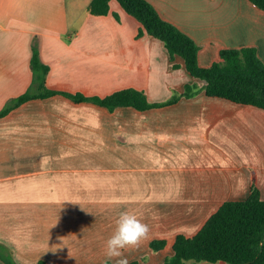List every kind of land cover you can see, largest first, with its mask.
<instances>
[{"label": "crops", "instance_id": "crops-1", "mask_svg": "<svg viewBox=\"0 0 264 264\" xmlns=\"http://www.w3.org/2000/svg\"><path fill=\"white\" fill-rule=\"evenodd\" d=\"M90 1L0 0V108L31 82L35 36L53 89L103 96L133 87L156 102L203 85L117 0L105 15L90 13ZM148 1L199 45L200 65L243 46L264 62V11L249 0ZM253 180L264 199L257 106L204 92L146 110L108 111L60 94L30 99L0 117V247L15 264H104L128 211L150 228L138 249L125 250L128 261L163 264L177 234H195L224 200L246 198ZM154 238L165 247L151 250Z\"/></svg>", "mask_w": 264, "mask_h": 264}, {"label": "trees", "instance_id": "trees-1", "mask_svg": "<svg viewBox=\"0 0 264 264\" xmlns=\"http://www.w3.org/2000/svg\"><path fill=\"white\" fill-rule=\"evenodd\" d=\"M121 7L141 23L140 33L163 41L173 61L175 56L184 60L187 71L203 80L186 83L179 92H173L162 101L151 102L141 89L126 87L106 95L70 92L47 86L50 65L39 53V41L33 37L31 43L30 69L32 78L27 89L9 98L0 108V117L15 107L34 98H47L60 94L74 102H89L114 111L117 107L132 106L138 110L162 107L177 102L183 97H192L199 92L208 96L224 98L233 102L257 106L264 110V62L254 46L228 47L219 51V59L208 66L198 62L199 45L172 22L164 19L148 0H117ZM264 11V0H249ZM110 0H91L88 11L96 15L110 12ZM119 20L117 12H112ZM177 64L173 63L172 67ZM164 238H154L149 242L153 251L164 248ZM173 253L165 257L163 264H185L186 261H224L230 264H264V199L254 180L249 194L243 199L224 200L193 235L179 233L172 244ZM0 259L6 264H15L11 255L0 247ZM37 264H45L39 260ZM104 264H113L110 260ZM129 264H138L132 260Z\"/></svg>", "mask_w": 264, "mask_h": 264}, {"label": "clouds", "instance_id": "clouds-1", "mask_svg": "<svg viewBox=\"0 0 264 264\" xmlns=\"http://www.w3.org/2000/svg\"><path fill=\"white\" fill-rule=\"evenodd\" d=\"M115 225L113 234L105 244L106 261L111 260L113 264H129L125 250L138 249L148 239L150 228L148 224L128 211L120 213Z\"/></svg>", "mask_w": 264, "mask_h": 264}, {"label": "rangeland", "instance_id": "rangeland-1", "mask_svg": "<svg viewBox=\"0 0 264 264\" xmlns=\"http://www.w3.org/2000/svg\"><path fill=\"white\" fill-rule=\"evenodd\" d=\"M78 140L83 141V139H78ZM85 141L87 142V144H90L91 140L85 139ZM185 264H230V263L224 262V261L209 262L205 260H201V261L189 260V261H186Z\"/></svg>", "mask_w": 264, "mask_h": 264}]
</instances>
